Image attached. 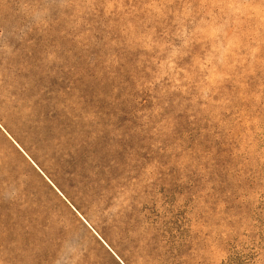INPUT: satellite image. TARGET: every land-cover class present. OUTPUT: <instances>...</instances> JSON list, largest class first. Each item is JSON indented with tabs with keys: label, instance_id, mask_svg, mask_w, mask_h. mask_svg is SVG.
<instances>
[{
	"label": "rangeland",
	"instance_id": "374dc122",
	"mask_svg": "<svg viewBox=\"0 0 264 264\" xmlns=\"http://www.w3.org/2000/svg\"><path fill=\"white\" fill-rule=\"evenodd\" d=\"M0 264H264V0H0Z\"/></svg>",
	"mask_w": 264,
	"mask_h": 264
}]
</instances>
